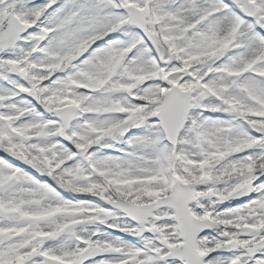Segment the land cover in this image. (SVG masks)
Wrapping results in <instances>:
<instances>
[{
    "label": "snow or ice",
    "instance_id": "obj_1",
    "mask_svg": "<svg viewBox=\"0 0 264 264\" xmlns=\"http://www.w3.org/2000/svg\"><path fill=\"white\" fill-rule=\"evenodd\" d=\"M0 264H264V0H0Z\"/></svg>",
    "mask_w": 264,
    "mask_h": 264
}]
</instances>
